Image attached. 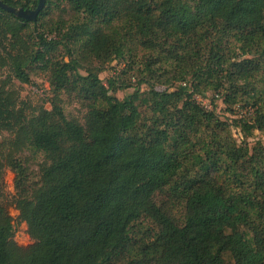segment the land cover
Here are the masks:
<instances>
[{
  "label": "trees",
  "instance_id": "obj_1",
  "mask_svg": "<svg viewBox=\"0 0 264 264\" xmlns=\"http://www.w3.org/2000/svg\"><path fill=\"white\" fill-rule=\"evenodd\" d=\"M125 56L140 77L119 99L129 84L99 73ZM2 68L24 84L46 72L50 96L33 106L0 83V264H264V144L247 140L264 134V0H45L34 20L0 8ZM207 92L254 109L222 120L196 101ZM26 152L42 157L34 175Z\"/></svg>",
  "mask_w": 264,
  "mask_h": 264
},
{
  "label": "rangeland",
  "instance_id": "obj_2",
  "mask_svg": "<svg viewBox=\"0 0 264 264\" xmlns=\"http://www.w3.org/2000/svg\"><path fill=\"white\" fill-rule=\"evenodd\" d=\"M61 7L66 9V5L63 4ZM59 14V13H56ZM70 12L65 10L62 13V16L67 18ZM63 51L60 52V54ZM128 59L127 56L121 57L120 59H113L110 63L105 65L103 71L99 73V78L106 83L108 79L115 78L117 84L125 83L129 84V87L116 90L113 94L122 99L124 96L130 94L133 91V88L137 84V80L139 79L140 75L137 72V69H140V65L137 64L134 70L127 71ZM87 63L83 62L85 66ZM84 67L79 69L81 74H85ZM30 74V82L29 83H20L14 77H12L11 73L7 68L0 69V83H6L7 86L13 88L15 95L18 96L19 100H23L25 102L30 103L33 106H44L49 107V96H50V87L47 81V73L40 70V69H33L29 71ZM166 77L163 78L165 80ZM154 84V83H153ZM158 89H164L165 85L156 84L155 85ZM140 88L144 91L148 89V86L142 84ZM63 99V108L65 114L70 117H76L80 120L81 123L84 122V113L85 109L80 104L76 102H71L67 98L66 95L62 96ZM196 101L203 107L215 110L216 114L222 120L230 121L233 118H240V117H248L250 116L251 112L253 111V107L249 105H245L243 101L237 102L234 105H226L223 103L222 99V92L218 93H211L207 92L204 96L195 95ZM234 138L237 140L240 139V135L237 129L232 130ZM7 134L3 132L0 134V138L2 136H6ZM248 142L253 144L255 141H261L264 144V134L262 132L254 131L251 136L248 137ZM23 157H27V165L28 170L32 175L37 172V163L41 161L42 157L40 154L31 155L30 153L26 152ZM4 171V180H5V193L8 196L13 195V181H14V173L8 168H3ZM9 212L13 218L14 224V241L20 246H26L32 242L26 232V225L24 222L20 221L18 217V211L10 207Z\"/></svg>",
  "mask_w": 264,
  "mask_h": 264
},
{
  "label": "water",
  "instance_id": "obj_3",
  "mask_svg": "<svg viewBox=\"0 0 264 264\" xmlns=\"http://www.w3.org/2000/svg\"><path fill=\"white\" fill-rule=\"evenodd\" d=\"M44 1L45 0H38L37 6L33 10H24L22 8L8 6L0 0V8L25 20H34L37 13L42 9Z\"/></svg>",
  "mask_w": 264,
  "mask_h": 264
}]
</instances>
